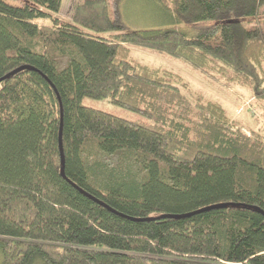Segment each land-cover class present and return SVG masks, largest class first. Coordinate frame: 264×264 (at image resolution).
<instances>
[{"label": "trees", "instance_id": "obj_1", "mask_svg": "<svg viewBox=\"0 0 264 264\" xmlns=\"http://www.w3.org/2000/svg\"><path fill=\"white\" fill-rule=\"evenodd\" d=\"M14 1L0 0V264H264L260 121L131 51L247 89L264 118V0H156L171 25L209 24L195 36L126 29L121 0H84L69 19L63 0Z\"/></svg>", "mask_w": 264, "mask_h": 264}, {"label": "rangeland", "instance_id": "obj_2", "mask_svg": "<svg viewBox=\"0 0 264 264\" xmlns=\"http://www.w3.org/2000/svg\"><path fill=\"white\" fill-rule=\"evenodd\" d=\"M12 5H18L19 2L14 0H3ZM84 0H63L60 7L59 16L63 19H69L72 15V9L75 4L81 3ZM119 19L126 29L132 30H152L163 28L164 26H175L182 30H186L189 35L195 36L198 33L209 27V24L189 25L182 23L169 24L172 18L165 16L164 12H160V6L156 0H121L118 4ZM161 14V15H160ZM132 57L136 62L144 63L151 67H162L163 69H170L177 72L184 82L189 86L190 92L201 94L205 100H214L218 102L226 111L229 116H235L242 123L255 122L256 118L260 121L264 129V119L260 114L256 113L258 109L256 105L253 107V97L250 92L245 88L236 86H227L220 84L197 71L189 64L184 63L178 59H172L168 56H161L151 51L139 48H132ZM61 67H64V60H60ZM82 104L86 107H92L98 110H103L108 114H113L119 118H125L130 121L136 120V114H132L125 108H120L112 103L110 104L107 99L100 101L85 98ZM255 118V119H254ZM246 135H249L246 129H241ZM264 133V130H263ZM105 163L112 164L117 162L114 156H102ZM101 157V158H102ZM2 260L0 253V261Z\"/></svg>", "mask_w": 264, "mask_h": 264}, {"label": "water", "instance_id": "obj_3", "mask_svg": "<svg viewBox=\"0 0 264 264\" xmlns=\"http://www.w3.org/2000/svg\"><path fill=\"white\" fill-rule=\"evenodd\" d=\"M60 108V105H59ZM61 110V108H60ZM62 110L60 111V126H59V136H58V143H59V154H60V165H61V169H60V174L61 176H64V154L62 153V143H61V128H62ZM225 205L223 204H217L215 206L212 207H208V208H204V210H210V209H215V208H220V207H224ZM204 210H200L199 212H204Z\"/></svg>", "mask_w": 264, "mask_h": 264}]
</instances>
